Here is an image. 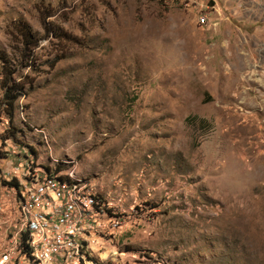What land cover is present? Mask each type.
I'll return each instance as SVG.
<instances>
[{"label": "rangeland", "instance_id": "374dc122", "mask_svg": "<svg viewBox=\"0 0 264 264\" xmlns=\"http://www.w3.org/2000/svg\"><path fill=\"white\" fill-rule=\"evenodd\" d=\"M209 4L202 26L179 0H0V255L4 170L35 156L118 212L91 238L102 264H264V0Z\"/></svg>", "mask_w": 264, "mask_h": 264}, {"label": "built area", "instance_id": "2783aa9c", "mask_svg": "<svg viewBox=\"0 0 264 264\" xmlns=\"http://www.w3.org/2000/svg\"><path fill=\"white\" fill-rule=\"evenodd\" d=\"M179 2L196 13L200 25L210 23L209 0ZM53 160L54 168L42 166L35 156L21 160L27 166L21 173L13 160L8 162L4 172L19 182L18 210L0 264H14L22 253L31 264H94L89 258L91 238L119 227L118 212L108 209L88 179L74 168L58 171L60 161Z\"/></svg>", "mask_w": 264, "mask_h": 264}, {"label": "trees", "instance_id": "16d2710c", "mask_svg": "<svg viewBox=\"0 0 264 264\" xmlns=\"http://www.w3.org/2000/svg\"><path fill=\"white\" fill-rule=\"evenodd\" d=\"M23 34L25 35H29L30 37L25 39L24 42H26V49H27V64L28 66L31 67L32 64H30V57L31 55H33L34 49L38 47L39 43L37 41H30V39H33V35L31 34L30 30H26L23 32ZM55 62L58 61V57L54 59ZM27 77V74H23L22 75V79L21 80H17L16 77H14L11 74V77L8 78V81L6 83V85L4 86L5 91H4V99H3V106L5 109H7V112L9 114V117L11 119V121H13L14 118V110L16 108V101L19 98V96L22 94V90L24 88V84L22 83L23 80ZM202 121H205L204 119H202ZM6 184L10 185V186H14V187H19V182L16 178L10 180V181H6ZM89 258H91L89 256ZM91 260L93 261L94 264H102L100 262H98L96 259H94L93 257L91 258Z\"/></svg>", "mask_w": 264, "mask_h": 264}]
</instances>
